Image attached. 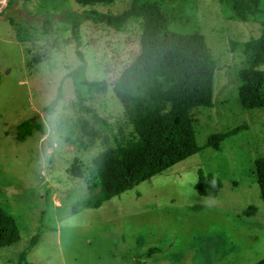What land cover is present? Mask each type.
I'll return each mask as SVG.
<instances>
[{"label":"rangeland","instance_id":"rangeland-1","mask_svg":"<svg viewBox=\"0 0 264 264\" xmlns=\"http://www.w3.org/2000/svg\"><path fill=\"white\" fill-rule=\"evenodd\" d=\"M12 1L15 6L0 19V207L12 214L20 239L0 248V264H14L36 232L27 254L33 264H134L149 247L161 250L141 258L145 264L264 259V207L253 167L254 158L264 154V115L241 108L236 83L246 58L242 43L259 35V23L231 18L216 0H164L170 29L203 34L217 60L211 104L192 110L198 144L210 133L244 128L224 138L220 150L201 148L99 207L74 213L72 205L88 194L82 165L113 145L91 111L77 105L68 75L80 61L71 25L59 16L85 6L80 0ZM130 1L103 0L95 7L116 13ZM45 13L56 15L48 34L37 24ZM141 30L139 17L119 31L89 19L79 28L84 76L104 81L103 90L82 105L104 118L118 138L131 135V125L111 85L138 52ZM53 97L64 109L57 146L50 134ZM32 117L42 120L44 132L17 141L15 125ZM89 128L97 131L92 144ZM208 173L221 181L215 196L199 195L195 188L198 183L205 189ZM248 205L256 211L245 216Z\"/></svg>","mask_w":264,"mask_h":264},{"label":"trees","instance_id":"trees-1","mask_svg":"<svg viewBox=\"0 0 264 264\" xmlns=\"http://www.w3.org/2000/svg\"><path fill=\"white\" fill-rule=\"evenodd\" d=\"M230 12V17L240 21H257L260 33L242 43L245 60L236 76L237 97L242 109L261 111L264 115V0H216ZM85 8L80 12L67 10L59 16L71 25L74 53L80 64L72 69L71 77L81 110L91 111L94 120L111 134L113 145H107L82 165L88 194L72 205V212L82 208L99 207L103 201L117 196L125 190L148 179L201 148L220 150L224 138L244 128L243 124L225 131L207 135L204 144H198L193 126L192 110L198 106H209L212 99L213 72L217 60L212 56L204 35L199 32H177L170 29V15L164 0H131L119 12H103L95 6L103 0H80ZM14 3L8 1L6 15ZM56 15L45 13L40 17L38 28L48 34ZM139 17L142 30L138 38V52L124 65L112 81V91L122 105L131 135L118 138L104 118L89 107L82 105L92 93L104 88L103 80H87L83 73L85 60L79 49V28L84 20L105 24L122 30L130 18ZM36 23V21H35ZM232 45V43H231ZM60 87H58L59 93ZM17 141H24L34 132L43 133L40 118L32 117L17 123L14 128ZM90 144L97 131H85ZM106 140V138H105ZM255 180L264 207V154L253 160ZM211 181L204 190L195 184L197 194L215 196L221 187L219 178L210 173L205 179ZM255 206L248 205L242 214L253 215ZM38 233H34L26 246L17 254L14 264H33L27 258ZM19 231L12 214L0 207V248L17 242ZM159 247H149L134 264H145L141 259ZM253 264H264V259Z\"/></svg>","mask_w":264,"mask_h":264},{"label":"clouds","instance_id":"clouds-1","mask_svg":"<svg viewBox=\"0 0 264 264\" xmlns=\"http://www.w3.org/2000/svg\"><path fill=\"white\" fill-rule=\"evenodd\" d=\"M53 107L49 115L50 120V134L52 135L53 146H57L59 137L56 135V129L60 126L64 116V109L61 102L55 101L53 97Z\"/></svg>","mask_w":264,"mask_h":264},{"label":"built area","instance_id":"built-area-1","mask_svg":"<svg viewBox=\"0 0 264 264\" xmlns=\"http://www.w3.org/2000/svg\"><path fill=\"white\" fill-rule=\"evenodd\" d=\"M9 0H0V13L4 11Z\"/></svg>","mask_w":264,"mask_h":264},{"label":"water","instance_id":"water-1","mask_svg":"<svg viewBox=\"0 0 264 264\" xmlns=\"http://www.w3.org/2000/svg\"><path fill=\"white\" fill-rule=\"evenodd\" d=\"M3 18V16L2 15H0V19H2Z\"/></svg>","mask_w":264,"mask_h":264}]
</instances>
